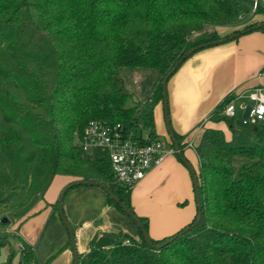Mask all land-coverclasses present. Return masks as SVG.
Listing matches in <instances>:
<instances>
[{"label":"trees","instance_id":"trees-1","mask_svg":"<svg viewBox=\"0 0 264 264\" xmlns=\"http://www.w3.org/2000/svg\"><path fill=\"white\" fill-rule=\"evenodd\" d=\"M245 4L253 7V0H0V124L6 157V163L0 159V210H17L13 217L20 221L57 176H68L78 182L67 186V193L96 181L135 214L132 188L116 185L109 156L90 160L78 135L91 121H103L127 130L142 124L161 139L154 111L164 104L162 84L179 60L202 44L264 32L253 30L264 24V3L255 14L262 20L250 22ZM218 26L235 28L225 37L198 36ZM122 68L157 72L153 94L142 106L124 90ZM129 101L133 105L127 106ZM227 102H221L213 120L228 121L220 116ZM174 134L184 157L185 144ZM255 134L256 142L236 147L228 146L221 132L204 141L196 170L202 220L191 231L181 235L197 217L169 238H151L160 245L178 235L158 249L138 228L139 240L122 235L114 247L78 253L79 264H264V125L255 127ZM25 135L35 152L27 151ZM237 156L246 160L238 172ZM107 199L126 215L108 194ZM138 218L149 232L148 219ZM2 248L13 259L9 233H0ZM23 253L24 263H30L31 250Z\"/></svg>","mask_w":264,"mask_h":264},{"label":"crops","instance_id":"crops-1","mask_svg":"<svg viewBox=\"0 0 264 264\" xmlns=\"http://www.w3.org/2000/svg\"><path fill=\"white\" fill-rule=\"evenodd\" d=\"M261 71H264V32L254 31L235 41L199 51L170 78L171 127L181 136L185 144L184 158L195 172L199 168L198 152L207 137L221 132L228 142L234 139V127L212 119L218 106L235 92L255 88L264 91V78L258 77ZM152 91L148 95L134 94L136 103L145 102ZM154 119L157 133L166 138L167 147L175 148L171 145L163 103L155 107ZM74 182L78 179L57 176L27 216L13 223L7 232L16 235L18 244L22 242L31 250L33 260L28 264H74L69 232L55 207L63 188ZM131 203L138 217L148 219L149 235L153 240L161 241L177 234L198 214L190 169L178 154L166 157L133 186ZM64 214L75 231L80 254L99 248L96 242L107 239H112L113 243L108 242L100 248L114 247L122 235L140 239L136 224L108 202L106 192L100 187L71 189L64 199ZM14 249L11 260L8 248L0 250V264H25L24 253L16 246Z\"/></svg>","mask_w":264,"mask_h":264},{"label":"built area","instance_id":"built-area-1","mask_svg":"<svg viewBox=\"0 0 264 264\" xmlns=\"http://www.w3.org/2000/svg\"><path fill=\"white\" fill-rule=\"evenodd\" d=\"M261 2L264 3V0H253L251 17L256 14ZM239 19L243 20V17ZM258 77L264 78V71L259 72ZM220 116L228 121L239 118L244 126L264 125L263 89L231 94L220 110ZM77 141L82 153L101 149L109 156L115 183L120 187L133 188L166 157L177 154L174 147L168 148L162 139L154 138L142 124L127 130L121 124L91 121L84 132L78 135ZM124 243L130 244V241ZM26 248L24 243L18 244L19 251L24 252Z\"/></svg>","mask_w":264,"mask_h":264},{"label":"rangeland","instance_id":"rangeland-1","mask_svg":"<svg viewBox=\"0 0 264 264\" xmlns=\"http://www.w3.org/2000/svg\"><path fill=\"white\" fill-rule=\"evenodd\" d=\"M243 9H244V11L251 12L252 6H251V4H245L243 6ZM260 17H261L260 15H255V16L253 15V17H251V19L248 20V22L255 20L257 18H260ZM241 21L242 20L238 21V24H236L237 27L243 25L242 23H240ZM234 28L235 27H232V26L209 27L206 30H204L203 32L199 33L198 36L199 37H206V36H211L212 34H215V33H219L222 37H225V36H229L233 32ZM137 73L140 74L141 76L136 75ZM142 74H145V75L142 77ZM120 76L123 80L124 90L127 93H132L135 95H148V93H150V91L153 90L152 88H153V85H154L156 77H157V72L154 70H142V71H134L133 72V71H129L128 69L122 68V69H120ZM138 88H140L141 91H139ZM143 103L145 104V102L143 101L139 105L142 106ZM131 105H133V102L129 101L127 106H131ZM216 120H218V119H216ZM224 122L228 126L234 127L235 131H236L234 139L232 141L228 142L227 139H225L223 137V140L226 142V144L228 146L236 147L240 144L256 142V134L254 131L255 130L254 127L244 126L241 123L239 118L236 120H229V121H224ZM2 125L3 124L1 123L0 124V159L3 163H6V157L2 151V146H1ZM238 134H240V135H238ZM161 139L164 142L166 140V138L164 136H162ZM25 142H26V148H27L28 152H35L36 151V148L33 144V141L31 140L30 136L25 135ZM102 154H103V150L93 149V150L89 151L88 153H86V156L90 160H95V159H99ZM245 162H246V160L243 156L235 157V166H236L237 172L239 170H241V168ZM33 169H34V164H32L30 166L29 172L32 173ZM64 189L65 188H63L62 191H64ZM22 196H23V194H20V196L17 199L20 200L22 198ZM16 211L17 210H10V209L0 210V233L1 234H5V233L9 232V230L12 229L13 223H15L17 220V219H15V217H13V214L16 213ZM4 218H7V220H8L7 223L3 222ZM9 235H11L12 245L14 247L16 246L18 248L17 245L19 242L18 241L19 238L16 235H12V234H9ZM108 242H110L111 244L113 243L112 239L111 240L107 239V240H103L100 242H96V246L100 248V247H103V245L108 243ZM8 252H9V249H8Z\"/></svg>","mask_w":264,"mask_h":264},{"label":"water","instance_id":"water-1","mask_svg":"<svg viewBox=\"0 0 264 264\" xmlns=\"http://www.w3.org/2000/svg\"><path fill=\"white\" fill-rule=\"evenodd\" d=\"M260 28H264V24H260L257 27H254L253 30L256 29H260ZM239 36V34H236L234 36L229 37L228 39H223L221 41H215V42H211V43H207V44H202L190 51H188L180 60L179 62L176 64V66L174 67V69L167 75V77L165 78L163 84H162V89H163V93H164V108H165V116H166V122H167V126L169 128L170 134H171V138L173 139L174 145H175V149L177 151L178 156L180 157V159L188 166V168L191 171V174L193 176V182H194V188L196 189L195 195H196V201L197 203H199V192L197 191L198 189V179L196 177V172L195 170L192 168V166L186 161V159L182 156V152L181 149L177 143V140L175 138V134L172 130L171 127V121H170V115H169V102H168V82L170 80V78L175 74V72L178 70V68L180 67L181 64H183V62L190 58L191 56H193L196 52H198L201 49H204L208 46H215L218 45L219 43H225L228 40H232L234 38H237ZM85 184L90 185V186H95V187H100L101 189H103L108 195L111 196L112 200L115 201V203L119 204V206L125 211L126 215L129 216L133 222H135V224L137 225V227L141 230L147 244L149 246L155 247V248H162L165 245H167L168 243L172 242L173 240H175L178 235L174 236L172 239L160 244V245H154L152 242V239L149 235V232H147L142 224V222L140 221V219L138 218V216H136L134 213H132L126 206L125 204H123L115 195L112 194V192L105 188V186H103L102 184L96 182V181H90V182H86ZM70 187V186H69ZM67 193V189H64V191L62 192L61 196H60V204H59V213H60V217L61 220L63 222V224L65 225V227L67 228L68 232H69V236H70V241H71V247L73 250V254H74V264H79V258H78V250H77V243H76V235H75V231L72 227V225L70 224V222L67 220L65 214H64V199H65V195ZM198 214H197V218L196 221L193 223L192 226H189L187 229H185L182 234H185L189 231H191L194 227H196L202 220V212L200 207ZM3 222L7 223L8 220L7 218L3 219Z\"/></svg>","mask_w":264,"mask_h":264}]
</instances>
